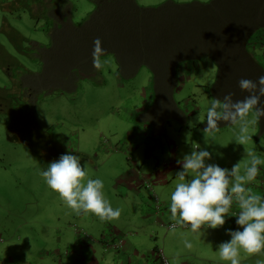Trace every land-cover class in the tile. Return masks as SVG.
I'll return each mask as SVG.
<instances>
[{
  "label": "rangeland",
  "instance_id": "obj_1",
  "mask_svg": "<svg viewBox=\"0 0 264 264\" xmlns=\"http://www.w3.org/2000/svg\"><path fill=\"white\" fill-rule=\"evenodd\" d=\"M135 1L145 8L150 18L170 0ZM194 1L206 4L213 0L170 2L192 4ZM184 10L189 12L185 7ZM206 11L201 9L199 13L204 16ZM113 21L118 22L114 24ZM233 22L237 20L233 19ZM185 26L186 19L182 21L178 35L193 36L189 38L192 44L198 32L186 31ZM154 28L156 32L161 29L160 25ZM239 31L241 29L234 25L224 34L235 41ZM211 34L206 31L200 38ZM122 37L121 19L116 9L102 12L95 0H0V100L7 107V112H0V264H81L87 250L96 260L104 256L118 262L114 257L116 252L108 247L114 246L120 235L127 245L130 242L127 238L133 237L129 232L138 235L136 250L146 248L143 252L147 253L144 254L147 263L143 264H161V261L166 264H229L220 259L218 252H213L214 246L218 248L215 241H205L201 237H230L226 232L238 229L234 217L238 212L226 218V232L215 229L217 233L213 231L202 236L189 231L190 227L187 230L178 226L175 231H170L169 226L174 221L161 217L170 213V205L168 209L163 208L165 200L156 204L152 197L149 211L153 218H144L149 215L147 207L136 197L142 195L148 204L145 194L150 191L134 172L129 154L139 145L140 128L147 125L145 121L138 122L141 120L139 114L143 113L141 118L151 116L156 105L146 90L149 81L145 82L148 77L145 68H141L127 85H118L114 80L116 69L110 53L113 49L110 39L116 38L119 46ZM250 37L247 48L264 66V50L262 53L259 49L264 30H257ZM97 38L102 41L104 50L100 56L103 65L100 69L93 67V42ZM204 46L201 44L202 48ZM219 46L230 45L221 42ZM231 63L232 60L229 65ZM80 65L84 69L82 72L78 68ZM213 68L209 59H200L198 65L190 66L188 83L180 76L173 93L175 102L182 108L178 110L186 109L188 118L182 127L173 122L166 125L168 143L170 148L179 147V159L198 146L203 148L211 138L210 134L214 138L220 137L224 143L220 147L222 153H216L214 146L209 150L221 159L232 146L245 148L246 144L238 145L235 140L238 125L231 131L222 128L216 133H208L206 140L205 136H199L206 127L205 105H209L213 97L198 85L212 87L216 72ZM29 80L36 89L27 104L13 92L18 90L19 83L26 84ZM69 80L71 84L66 82ZM11 106L14 107L12 110ZM16 110L23 111L18 118ZM23 115L25 125L19 124ZM196 131L199 135L194 140L186 136ZM146 137L144 132L138 137L142 141L137 151L139 159L144 157ZM261 137L263 141L264 134ZM68 153L78 156L81 165H86V179L103 181L105 198L113 209L121 210L117 220L101 221L90 213L77 215L47 186L42 171L50 162ZM178 182L174 176L167 184L165 181V185L159 184L156 190L172 193ZM149 186L153 187L151 183ZM134 188L136 196L131 193ZM252 192L263 194L256 190ZM158 218L161 223L155 222ZM195 237L199 239L192 240ZM185 240L191 242L190 249L185 247ZM240 261L241 264H257L258 261L264 264V251L252 256L242 251Z\"/></svg>",
  "mask_w": 264,
  "mask_h": 264
},
{
  "label": "crops",
  "instance_id": "obj_2",
  "mask_svg": "<svg viewBox=\"0 0 264 264\" xmlns=\"http://www.w3.org/2000/svg\"><path fill=\"white\" fill-rule=\"evenodd\" d=\"M170 1L160 7L155 17L152 15L149 18L144 11L145 8L136 4L135 0H95V3H97L102 12L108 13L110 9H116V14L119 20L121 19L123 30L122 42H119L118 46L116 38L113 41L110 39L113 47L110 53L113 55L116 69L113 74L114 80L118 85H127L132 78L138 75L141 68H145L148 73L145 82L149 81L146 83L147 88H145L149 92L150 99L156 105V109L151 116L141 118L143 113L139 114L138 119L141 120H138V122L145 121L147 125L145 124L144 127L140 128L141 132L137 134L139 145L129 154V160L132 162L134 172L138 175V179L144 180V187L148 186L150 191L145 194L147 200H149L148 204L144 202L142 195L138 194L136 197L138 202H142L143 206L147 207V214L149 215L144 217L147 219L153 218V213L149 211L152 197L155 198L156 204L161 202V200H165L163 208H169L171 193H158L156 188L159 184L165 185L164 181L167 184V180L173 178L175 173L180 170L177 164L179 160V147L173 146L170 148L167 138L168 133L166 131V125L170 126L171 122L179 124L182 127V123H186V120H188L186 109L179 111L178 109L182 108L175 102L173 96L179 83V77L181 76L180 78L185 83H188L187 77L191 73L190 66L198 65V61L202 58L209 59V62H212L213 66H215L213 68L216 71L213 77L214 84L212 87L208 84H202V86L199 84L198 86L200 88L204 87L209 97L222 99L225 95L232 94L233 99H242L246 93L241 91L238 82L241 79L256 80L258 77L264 75V66L256 61V56L247 48L251 39L250 36L257 30H264V0H213L211 3L206 4L199 3L198 1H194L192 4H179ZM184 7L186 10H189L188 13L184 10ZM201 9L207 10L203 12L204 16L199 13ZM184 19H186L184 30L198 32L192 44H190L191 40L189 38L193 36L190 37L187 34L178 35ZM233 19H236L237 22H233ZM113 22L116 24L118 21ZM159 25L161 29L156 32L154 27H158ZM234 25L241 29L235 41L231 40L229 35L224 34L229 28H234ZM206 31H210L212 34L200 38L201 34ZM183 37L187 41H184ZM221 42L225 44L228 42L230 46L223 48L219 46ZM263 42L264 39L262 40V44L259 43V49L262 53L264 50ZM201 44H205V46L202 48ZM115 46L118 47L114 48ZM231 60L232 63L229 65ZM188 65L190 66L188 67ZM78 68L80 72L84 71L83 66L80 65ZM238 72L240 76H237ZM66 82L71 84L70 80ZM146 90L144 92L145 97H147ZM208 107L209 105L206 104L205 109L208 110ZM249 119L252 120L254 117L250 116ZM234 126L224 123L220 125L219 129L224 128L228 129L227 131H231ZM249 129L251 130L249 134L253 137V141L247 143L245 148L232 146L229 148L226 157L222 159L212 154V159L208 163L224 165V167L231 169L234 164L241 161L240 167L241 172H243L244 164L246 165L248 162L246 158L243 159L245 150L255 151L264 156V138L263 141L260 139L262 138L261 135L264 134V117L259 122L250 123ZM143 132L146 133L148 138L146 137L143 144L144 157L139 159L137 158L139 156L137 151L142 141L138 137ZM198 135L197 131L193 135L192 133L186 134V136H190L193 140ZM210 135L211 138L207 143H204L205 148L203 146L202 149L209 151L214 146L216 153L218 151L222 153L220 147L224 143H221L220 137L214 138L213 134ZM226 135H230V133L226 132ZM199 136L204 137V134L200 133ZM133 142H135L134 139ZM253 142L255 143L253 144ZM236 157L240 158L233 161L232 158ZM149 183L153 187L149 186ZM248 187L251 191L262 192V196H264V165L260 166L258 176ZM137 189L139 190L140 187H137ZM131 193H134L136 196L137 192L135 188L132 189ZM236 212H238V207L233 205L230 216L233 217ZM161 217L162 219L171 218V213H165ZM155 222L161 223V218H158ZM226 225L227 221L223 227L217 228V230L226 232ZM184 229L189 230L188 227H184ZM217 230L207 228L206 230L202 229V232L211 234L213 231L217 233ZM129 233H133V237L127 238V241L130 242L127 245L124 242L122 249L117 251L111 246L108 247L110 248L109 250L116 252V254L114 253V257L118 262H115L114 258L111 259V257L104 256H101V260H96L94 259V255L87 250L83 253L84 260L81 264H118L119 261L121 264L147 263L144 255L147 253L143 252L146 248H142L143 251L136 250L134 246L138 240V235L136 236L135 232ZM208 237L202 236L201 238L209 242L211 240L215 241L218 246L222 241L231 239L230 237H224V235L218 238ZM195 239H199V237L192 238V240ZM195 243L204 244V242ZM217 251L218 248L214 246L213 252ZM135 256H139L138 260H134ZM175 264H178V262Z\"/></svg>",
  "mask_w": 264,
  "mask_h": 264
},
{
  "label": "clouds",
  "instance_id": "obj_3",
  "mask_svg": "<svg viewBox=\"0 0 264 264\" xmlns=\"http://www.w3.org/2000/svg\"><path fill=\"white\" fill-rule=\"evenodd\" d=\"M93 44V67L100 69L103 66L100 56L104 53L102 41L97 38ZM238 84L246 93L242 99H233L232 94H227L222 99L213 97L209 100L206 127L202 130L205 140L208 133L218 131L221 124L228 123L239 126L238 145L253 141L249 125L264 117V75L256 80L241 79ZM250 116L254 119L250 120ZM245 158L248 162L243 172L241 161L231 169L222 168L216 163H208L212 154L198 146L177 161L180 170L175 176L179 182L170 196L174 223L169 230L175 231L178 226L190 227L192 233L200 236L205 234L202 229L223 227L226 218L231 217L233 205L238 207L234 216L238 229L226 232L231 239L222 242L217 251L220 259L229 264H241L242 251L249 256L264 251V196L253 193L248 187L258 176L260 166L264 165V156L245 150ZM41 174L47 186L77 215L90 213L101 221L119 218L121 210L113 209L104 196L103 181L86 179V165H81L78 156L63 154L50 162ZM184 244L186 248L192 247L187 240Z\"/></svg>",
  "mask_w": 264,
  "mask_h": 264
},
{
  "label": "flooded vegetation",
  "instance_id": "obj_4",
  "mask_svg": "<svg viewBox=\"0 0 264 264\" xmlns=\"http://www.w3.org/2000/svg\"><path fill=\"white\" fill-rule=\"evenodd\" d=\"M44 61L46 62L45 59H44ZM30 81H31V80L27 81L26 84H23V83L20 84V83H19V85H18V90L15 91V92H13V93H15V95H18V94H19L21 100H25V102H26L27 104H29V103L31 102V100H32V96H33V94H34V89H36L35 84H33V82H30ZM23 89H25L26 91H23ZM13 93H12V94H13ZM7 96H9V95H7ZM19 96H17V97H19ZM15 98H16V97H15ZM10 108H11L10 110H12L14 107L11 106ZM4 110H6V112H7V107H6V105H5V102L1 99V100H0V112H2V111H4ZM15 112H16L15 115L17 116V118H18V115L23 114V111H18V110H16ZM9 114H10V113H9ZM29 114H30V116H31V113H29ZM24 119H26L25 115H23L22 120L19 122V124H21V125H25L26 122L24 121Z\"/></svg>",
  "mask_w": 264,
  "mask_h": 264
},
{
  "label": "built area",
  "instance_id": "obj_5",
  "mask_svg": "<svg viewBox=\"0 0 264 264\" xmlns=\"http://www.w3.org/2000/svg\"><path fill=\"white\" fill-rule=\"evenodd\" d=\"M124 245V241L122 240V238L120 237V239H118L114 246H111L113 249L119 251L120 249H122L121 247ZM163 264H166V262H164Z\"/></svg>",
  "mask_w": 264,
  "mask_h": 264
}]
</instances>
